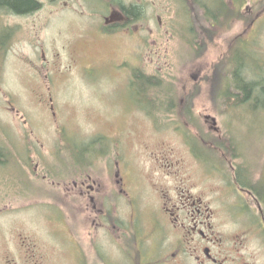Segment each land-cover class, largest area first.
<instances>
[{
  "label": "rangeland",
  "instance_id": "rangeland-1",
  "mask_svg": "<svg viewBox=\"0 0 264 264\" xmlns=\"http://www.w3.org/2000/svg\"><path fill=\"white\" fill-rule=\"evenodd\" d=\"M38 1L42 9L27 16L0 10V264H127L120 231L128 228L132 246L151 229L159 187L222 194L230 175L222 162L264 168V98L233 107L212 85L223 80L224 91L227 72L243 67L247 81L264 85V0H242L239 18L218 28L195 0L190 18L177 0H123L142 5L143 19L110 38L106 20L124 16L107 0ZM239 48L234 67L222 68ZM137 71L173 88L191 114L177 105L176 115L151 118L131 89ZM148 101L156 110L157 99ZM100 136L95 201L65 196L76 164L59 163L63 147ZM232 222L215 221L226 232Z\"/></svg>",
  "mask_w": 264,
  "mask_h": 264
},
{
  "label": "flooded vegetation",
  "instance_id": "flooded-vegetation-1",
  "mask_svg": "<svg viewBox=\"0 0 264 264\" xmlns=\"http://www.w3.org/2000/svg\"><path fill=\"white\" fill-rule=\"evenodd\" d=\"M123 18L122 23L127 22ZM211 22L213 28L225 24L224 19L219 24ZM116 24L119 23L109 22L101 33L110 38L114 34H110V27ZM63 148L67 160L76 164L75 179L68 182L66 174L62 182L64 195L93 203L97 190L90 167L93 168L97 155L93 151L85 154L82 147H75V151L69 146ZM222 164L230 173L222 194L192 195L184 189L178 192V187H159L156 223L151 229L138 230L133 249L128 228L120 231L121 239L128 237L122 240L126 244L123 249L127 251V264H264V168L250 167L246 162ZM206 172L208 176L214 174L210 169ZM121 192L130 195L124 188ZM220 215L233 220V231H223L215 223ZM75 249L84 261L81 248Z\"/></svg>",
  "mask_w": 264,
  "mask_h": 264
},
{
  "label": "trees",
  "instance_id": "trees-1",
  "mask_svg": "<svg viewBox=\"0 0 264 264\" xmlns=\"http://www.w3.org/2000/svg\"><path fill=\"white\" fill-rule=\"evenodd\" d=\"M210 0H195V6L196 11L200 12L202 15L205 16L207 21H214L216 24H219L222 19L227 20V18H239L240 16V6L243 3L242 0H216L215 1V7H211L213 2ZM109 3V2H108ZM191 3V0H177V4H179L180 13L184 15V17L190 18V8H188L187 5ZM109 6L116 7L121 14L126 17L127 22L122 24H116L113 27H110V34L112 33H119L124 31L125 29L129 28L134 23L139 22L143 19L144 16V7L140 4H137L135 2L127 4L123 2V0H110ZM43 7L42 3L38 0H0V10H6L11 14L14 15H28L35 13L39 10H41ZM233 7V8H232ZM178 9V11H179ZM214 9H216V13H214ZM233 11V12H232ZM259 11V10H258ZM220 19V21H219ZM193 39V35L189 40ZM236 47V46H235ZM241 48V47H240ZM235 50L232 49V58L226 61V63H223L221 66L222 68L226 69L227 67L232 68L233 62L235 61L236 55H239L241 52V49ZM244 68V67H243ZM243 68H241L238 71L232 72L228 71L225 78L228 80V85L226 89L223 91L221 90L222 81L219 82V88L218 84L215 86L214 83L213 89L217 90V95L215 96L217 98V101H225L226 105H243L247 104L249 101H252L250 105L252 106L255 102L256 98H264V85H262L260 82H254V81H247V79L244 77ZM164 81L158 79V77H152L147 76L143 74L140 71H137L133 74L132 82H131V89L136 90L137 95L139 98L145 99L146 98V105H143V109L147 110L148 115L153 119H155V116H158V113H165V115H176L178 113L175 112L176 106L178 105V108L180 107L181 113L183 115H190L191 110L187 106L184 107L186 104L177 103L176 99H172L174 95L173 88H166L164 86ZM140 89V91L138 90ZM157 99V103L155 104L157 106V109L154 110L152 108L153 104L151 105L150 101L148 99ZM160 101V102H159ZM234 102V103H232ZM231 103V104H230ZM256 103V102H255ZM165 106L161 108L162 106ZM160 109V110H159ZM179 110V109H178ZM156 111V112H155ZM158 111V112H157ZM162 111V112H161ZM192 119V118H190ZM181 129V128H178ZM183 131V130H181ZM184 132V131H183ZM185 133V132H184ZM189 135V134H188ZM230 139V138H229ZM188 140L191 143V148L193 149V146L195 143L192 144V140L190 136L188 137ZM103 141V137H97L89 142V146L85 145V148H83L84 153L87 154L90 151H93L95 155L106 154L103 152H99L96 148L97 145L101 144ZM221 142V141H220ZM83 145L84 144H79ZM196 145V144H195ZM216 145L218 148L222 149L223 146ZM69 146V145H67ZM232 148V146H230ZM233 149V148H232ZM72 151H75V149H71ZM194 151V149H193ZM235 152V150L233 149ZM195 153V151H194ZM236 153V152H235ZM74 153H72L73 155ZM78 155V154H77ZM241 156L235 155V158H239ZM58 161V160H57ZM59 163L66 167V164H69L68 160L65 158V160L62 159L59 160ZM72 164V162L70 161ZM61 169L60 167L58 168ZM58 178H60V174L57 175ZM134 246V245H132ZM131 248L133 249V247Z\"/></svg>",
  "mask_w": 264,
  "mask_h": 264
},
{
  "label": "water",
  "instance_id": "water-1",
  "mask_svg": "<svg viewBox=\"0 0 264 264\" xmlns=\"http://www.w3.org/2000/svg\"><path fill=\"white\" fill-rule=\"evenodd\" d=\"M115 18H116L115 16H112V17H111L112 20H114ZM108 23H109L108 20H106V24H108ZM213 120H214V119H213ZM213 124H214V126H216V122H215V120H214V123H213Z\"/></svg>",
  "mask_w": 264,
  "mask_h": 264
}]
</instances>
